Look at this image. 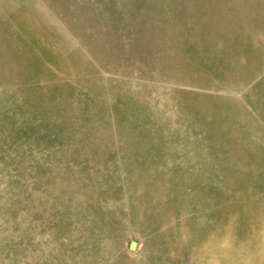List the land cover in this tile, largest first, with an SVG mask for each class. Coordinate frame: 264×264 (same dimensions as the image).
<instances>
[{"label":"rangeland","instance_id":"1","mask_svg":"<svg viewBox=\"0 0 264 264\" xmlns=\"http://www.w3.org/2000/svg\"><path fill=\"white\" fill-rule=\"evenodd\" d=\"M0 264H264V0H0Z\"/></svg>","mask_w":264,"mask_h":264}]
</instances>
